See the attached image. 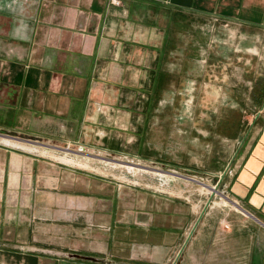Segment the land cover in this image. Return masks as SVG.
<instances>
[{"label": "crops", "instance_id": "crops-1", "mask_svg": "<svg viewBox=\"0 0 264 264\" xmlns=\"http://www.w3.org/2000/svg\"><path fill=\"white\" fill-rule=\"evenodd\" d=\"M219 22L235 24L240 45H251L233 50L237 61L263 64L264 0H0V136L71 144L91 154L135 149L147 164L167 158V145L176 141L173 163L186 156L195 168L199 133L211 135L196 125L210 123L174 111L184 108L180 94L201 75L206 91L214 87L212 76L225 74L213 75L212 63L222 62L226 49L204 30ZM244 71L238 64L231 70L241 76L239 92L228 106L233 116L222 123L233 134H219L235 136L236 146L216 201L201 206L190 190L198 185L200 192L201 185L181 175L171 183L178 191L161 205L145 201L137 216L107 193L109 208L96 209L90 231L76 230L69 247L0 245V264H264V79L250 87L261 103L247 118L245 110L256 107L245 100L252 80ZM212 107L205 99L195 105ZM183 122L197 137L179 145L180 136L166 130ZM53 158L39 161L49 168L60 163ZM29 159L35 157L0 146V206L5 189L33 196L35 184L20 183L21 174L37 171Z\"/></svg>", "mask_w": 264, "mask_h": 264}, {"label": "rangeland", "instance_id": "rangeland-1", "mask_svg": "<svg viewBox=\"0 0 264 264\" xmlns=\"http://www.w3.org/2000/svg\"><path fill=\"white\" fill-rule=\"evenodd\" d=\"M204 27L205 32H212L211 38L215 40L217 44H221L222 48L224 47V49H226V54L223 55L222 62L213 61V75L219 74V70H224L226 72L222 76L211 77L214 87L206 89L207 93L203 88L202 81L204 78L203 75H201L200 78L196 79L197 81L194 82L193 86L187 88L183 94H180V100L184 101V108L174 111V114L177 115L179 113V116L183 113L186 118L191 115H195L196 118L205 117L202 121L205 120L210 123V125L206 123L204 127L201 123L196 125L197 129H205V131L210 132L211 135L206 133V136H203L202 133H199L201 136L199 137V141L196 142L197 164L195 168L192 165H188L185 155L184 158L186 159L183 160L184 162L182 161L180 163V161H178V164L173 163L174 160L170 157V153L172 152L171 149L175 150L177 148L178 145L175 144L176 141L167 145V150L169 151L167 153L168 155H166L167 158H161L160 161L147 164L136 156L135 149H132L130 154L122 155L91 154L87 151H81L71 144L53 143L51 141L32 137H17L23 136L19 134H4V136H0V146H3L9 151H20L35 157V160H29L30 164L31 162H35L34 165L37 171L28 175L25 173L20 175L21 184H35L36 191L33 196L31 192L27 191L16 192L5 189L3 192L4 200L1 201L2 206H0V218H2V220H0L1 246L8 247V245H12L28 248L31 245L35 248L38 246L51 245L58 248L69 247L70 244L76 241L72 239L78 237L75 234L76 230H84L85 233L90 231L93 220L92 214L96 209L109 208V205L107 207V204H105V201L102 199L107 193L110 195V198H114L116 201L125 200L127 204L126 210L131 208L133 211L132 214L135 216L138 215L145 201H148L149 204L155 202L161 205L165 202V198L172 196L170 194L171 192L178 191V189L175 186H171L172 180L157 176L152 172L153 170H161L164 172L175 171L177 175L189 178L192 182L201 185L202 191L200 192L204 194L208 192L206 190L208 187L206 184H211L210 187L216 188L218 193L214 192V189H212V192H208V194L199 197V186L191 185L192 187H190V190L196 192L193 198H197V203L201 206L206 203L205 208H207L212 201L214 202L217 200L218 195L222 194L220 186L218 187L220 173L227 164L229 156L235 151L236 146L235 142H233L235 136H222L219 134H233L232 128H230L231 126L227 125L225 127L223 123L225 115L229 118L233 116L232 109L228 106L235 105L236 92H239V89L237 91L235 82L239 78L241 79V76L236 75V72H233L234 74L232 76L231 70L235 69V64L242 67L244 66L246 69L244 72H246L247 75V77L245 76L244 78L252 80L251 84L246 85L245 83L246 86L244 85L245 90L248 89L250 91V93H245V100H253L256 107L253 108V106L250 105V108L245 110L244 116L250 118L258 111L260 106L258 103H261L257 100L255 101L253 97L255 89L250 87L256 86L260 80L264 79L262 76L264 74V62L263 64L259 62L258 65L257 62H241L235 59V52L244 48H251V45H246L245 40H243V44L240 45L241 40L237 38V26L235 24L219 22L216 29L213 28V30L207 25ZM262 49H264V46H261V50ZM259 73L260 76H258ZM222 80L226 81L227 85L224 84L221 88L219 82ZM228 81L232 83V85L229 84ZM258 85L259 83L257 86ZM204 99L211 102L213 107L206 109L202 108L200 110L198 108L195 109V105L198 101ZM193 104L195 105L193 106ZM166 131H168L171 136H180V138H178L180 140L179 145L186 144L187 140L184 138L186 136L197 137L192 135L193 133L191 134L193 129L191 125L188 127L187 122H183L180 126H174L172 130ZM6 139L11 141L6 142ZM209 151H211V153H208ZM53 156H56V158L62 156L73 157L77 162L66 164L57 159V162L60 163L52 164H56L55 166L59 167L52 166L48 168L46 167V163L39 161L43 159L48 161V157L54 160ZM110 161L125 162L139 169L129 170L126 167L110 164ZM53 162L56 161L54 160ZM142 168L148 169L149 171L141 170ZM4 177L5 176L0 174V183H5ZM97 186H99V188ZM24 188L26 189V187ZM91 188L93 190H91ZM115 188L117 192L119 191L117 195L113 193ZM17 194H19V199H17ZM117 196L119 198H117ZM31 198L34 202L32 206H29L28 203H32ZM51 201L55 206L47 205ZM103 205H105V207H103ZM29 209L32 210L29 211ZM196 223H198V221H196ZM196 223L194 224L196 225ZM67 231L73 233L74 237L67 238L65 236V232ZM50 232L56 233L49 235ZM77 242L79 241L77 240ZM180 254L181 253H179V255Z\"/></svg>", "mask_w": 264, "mask_h": 264}, {"label": "bare ground", "instance_id": "bare-ground-1", "mask_svg": "<svg viewBox=\"0 0 264 264\" xmlns=\"http://www.w3.org/2000/svg\"><path fill=\"white\" fill-rule=\"evenodd\" d=\"M9 141V140H8ZM58 159L59 160H61V161H63V162H65V163H67V164H71V163H75V162H77V160H75V158H73V157H58ZM110 164H114V165H120V166H122V167H125V166H127V168L129 169V170H136V169H139L138 167H136V166H133V165H131V164H128V163H125V162H123V163H125V164H123V163H121V162H109ZM141 170H147V171H149L148 169H141ZM154 171V170H153ZM155 174L157 175V176H160V177H162V178H164V179H167V180H173V179H177L178 178V176L179 175H177L176 173H175V171H170V172H164V171H161V170H155ZM204 185V184H203ZM204 187V186H203ZM209 187V189L210 190H208L209 192H212V189H214V192H217V190H216V188H212V187H210V186H208ZM218 193V192H217ZM224 202H225V200H224ZM227 203V202H226Z\"/></svg>", "mask_w": 264, "mask_h": 264}, {"label": "built area", "instance_id": "built-area-1", "mask_svg": "<svg viewBox=\"0 0 264 264\" xmlns=\"http://www.w3.org/2000/svg\"><path fill=\"white\" fill-rule=\"evenodd\" d=\"M116 3L118 4L119 2L117 1Z\"/></svg>", "mask_w": 264, "mask_h": 264}, {"label": "water", "instance_id": "water-1", "mask_svg": "<svg viewBox=\"0 0 264 264\" xmlns=\"http://www.w3.org/2000/svg\"><path fill=\"white\" fill-rule=\"evenodd\" d=\"M218 187H219V183H218Z\"/></svg>", "mask_w": 264, "mask_h": 264}]
</instances>
